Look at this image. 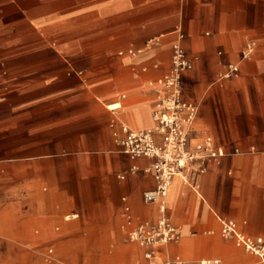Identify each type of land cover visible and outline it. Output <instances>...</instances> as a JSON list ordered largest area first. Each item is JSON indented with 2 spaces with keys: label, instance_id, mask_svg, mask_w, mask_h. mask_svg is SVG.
Here are the masks:
<instances>
[{
  "label": "crops",
  "instance_id": "0c3cea01",
  "mask_svg": "<svg viewBox=\"0 0 264 264\" xmlns=\"http://www.w3.org/2000/svg\"><path fill=\"white\" fill-rule=\"evenodd\" d=\"M178 27L193 61L183 96L199 107L189 143L211 136L225 154L194 183L173 177L167 216L182 236L156 259L264 264L220 233L233 219L264 238V0H0V264H88L132 245L146 262L128 236L161 216L143 197L151 159L113 133L154 128Z\"/></svg>",
  "mask_w": 264,
  "mask_h": 264
},
{
  "label": "built area",
  "instance_id": "2783aa9c",
  "mask_svg": "<svg viewBox=\"0 0 264 264\" xmlns=\"http://www.w3.org/2000/svg\"><path fill=\"white\" fill-rule=\"evenodd\" d=\"M178 40L173 45L171 66L168 71L156 81L158 100L154 110L155 126L153 129L133 130L122 124V135L115 130L114 140L121 150L132 158L148 157L150 164L146 167L156 180L153 189L143 193L148 203H158L161 216L156 221H143L129 233L128 239L143 247L149 248L145 253L144 264H221L220 258H205L194 261L182 258H170L164 261L156 259L154 246L177 242L182 232L167 216V196L172 179L180 175L184 181L194 183L196 175L205 168L208 159L219 160L225 154L223 149L216 147L211 136L191 145L188 139L187 125L195 120L199 107L187 101L183 96V75L193 67V61L187 54L182 43L184 34L178 27ZM254 43H249L243 52L248 57ZM239 70L238 64H230L226 76ZM156 135H160V140ZM138 169L133 166L132 171ZM124 178V175H121ZM125 200V198H124ZM128 223H132L131 208L126 205ZM220 233L224 238L233 239L246 251L264 261V238L244 233L233 219H221Z\"/></svg>",
  "mask_w": 264,
  "mask_h": 264
},
{
  "label": "rangeland",
  "instance_id": "374dc122",
  "mask_svg": "<svg viewBox=\"0 0 264 264\" xmlns=\"http://www.w3.org/2000/svg\"><path fill=\"white\" fill-rule=\"evenodd\" d=\"M136 245H132L129 248L125 249V254L122 256L114 257H103L100 260H87L88 264H138V256ZM103 255H108L111 252V245H103L102 247ZM134 254V255H133ZM80 262V261H79Z\"/></svg>",
  "mask_w": 264,
  "mask_h": 264
}]
</instances>
